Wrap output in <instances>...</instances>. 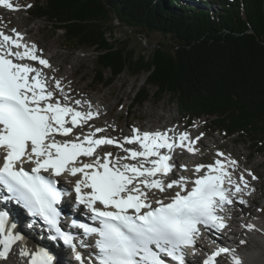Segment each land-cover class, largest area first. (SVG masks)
Wrapping results in <instances>:
<instances>
[{"label":"snow or ice","instance_id":"1","mask_svg":"<svg viewBox=\"0 0 264 264\" xmlns=\"http://www.w3.org/2000/svg\"><path fill=\"white\" fill-rule=\"evenodd\" d=\"M0 5L18 10L9 0H0ZM39 51L35 44L23 43L16 29L7 34L0 28V189L4 190L0 191V203L14 200L22 205L47 225L49 240L62 241L79 264H86L72 234L61 227V211L56 206L61 196L68 194L57 188L56 177H77L75 200L90 211L92 220L99 221V227L76 221L72 226L82 228L85 235L98 236L95 264H169L165 257L175 264H186L184 250L196 251L201 229L222 231L227 226L222 213L248 187V180L243 174L239 181L232 179L217 159L214 164L196 166L197 173L207 171L192 182L190 190L183 176L165 183L163 177L175 166L172 151L176 147L195 151V141L186 131L177 137L169 136L168 131L133 129V135L122 141L96 138L105 131L102 128L76 135L74 128L87 124L99 112L90 103L86 110H77L76 106L86 102L71 101L60 80L53 78L55 87L51 86L42 68L29 63L50 67ZM58 135L74 138L59 140ZM125 143H138L141 150L124 148ZM102 145H116L128 155L107 152L101 156L97 148ZM162 149L167 152L162 153ZM81 157L91 160L84 162ZM26 163L33 166L26 170ZM229 163L236 164L234 160ZM174 187L180 190L167 202L157 199L153 206V189L163 193ZM239 203L246 202L241 198ZM10 211L0 208V260H6L18 242L26 241L16 231L17 225L10 224ZM228 253L232 254V264H242L227 247H218L203 264H218L217 258ZM19 255L27 258L26 264H59L43 246L33 249L25 243ZM88 264H94L91 258Z\"/></svg>","mask_w":264,"mask_h":264},{"label":"trees","instance_id":"2","mask_svg":"<svg viewBox=\"0 0 264 264\" xmlns=\"http://www.w3.org/2000/svg\"><path fill=\"white\" fill-rule=\"evenodd\" d=\"M35 1L31 14L67 48L94 52V83L146 73L135 104L169 97L188 122L264 152V0H198L210 10L181 0ZM117 25L169 39L137 55L113 36Z\"/></svg>","mask_w":264,"mask_h":264},{"label":"rangeland","instance_id":"3","mask_svg":"<svg viewBox=\"0 0 264 264\" xmlns=\"http://www.w3.org/2000/svg\"><path fill=\"white\" fill-rule=\"evenodd\" d=\"M34 1L12 0L11 3L14 8L18 6V10L8 9L0 5V28L25 30L28 37L37 43L43 55H53L50 62L51 66L48 67L52 72L50 78L53 77L55 80L61 81V87L71 98V101L93 98L99 102L102 99L103 114L89 120L87 126L100 124L101 127L107 129L106 133L121 139L125 136H132L133 129L136 128L141 131L147 127L154 129L165 125L183 127L185 131L189 132L190 137H193L194 144H196V138L199 137L197 142L203 157L198 161L215 162L214 159H216L218 150L232 154L238 160L240 163L239 168L237 167L238 173L242 172L249 178V183L252 186L250 194L254 198L250 200L249 197H245L246 203L243 205H251L254 212L251 214L253 219L264 222V152L252 154L248 142H244L242 138L237 139L235 136L224 135L222 131L211 132L209 124H204L202 119H196L193 123L188 122L180 113L176 103L169 97L157 102L150 99L143 105L135 104L136 92L146 80V73L131 76L129 71H126L107 86L94 83L92 81L95 70L94 52L84 48L78 50L67 48L62 42L60 32L55 34L42 18L31 14L36 3ZM181 1L210 10V5H201L198 0ZM213 6L211 5V7ZM113 36L117 39H129V47L137 55L140 52L147 53V49L151 47L149 43H156L159 40L168 41L169 39L159 33L144 32L142 35H136L126 27L119 25L114 29ZM52 81L54 80L52 79ZM51 86L54 88L55 84ZM178 161H182V159L178 158ZM252 176L256 178L253 179ZM240 229L241 231L236 236L238 241L235 244L238 246L236 248L239 251L242 250L241 252L260 248L264 256V247L260 238L256 237L255 234L252 235L251 231L247 232L242 228ZM228 262H230L229 258L221 260L220 264H228ZM249 264L262 263L255 260Z\"/></svg>","mask_w":264,"mask_h":264},{"label":"bare ground","instance_id":"4","mask_svg":"<svg viewBox=\"0 0 264 264\" xmlns=\"http://www.w3.org/2000/svg\"><path fill=\"white\" fill-rule=\"evenodd\" d=\"M9 1H10V3L12 2V0H9ZM3 31L5 33H7V34H11L10 29H6V30L3 29ZM16 31H18V32H20L22 34V42L23 43L28 44V45L35 44L37 49L40 50L38 45H37V43L34 40H32L30 37H28L27 32L25 30L16 29ZM42 53L43 52L41 50L38 52V54L42 58L48 60L49 65H50V62L52 61V56L53 55L45 56ZM29 63H32L35 67L42 68L43 72L46 74V76H47V78L49 80V83L51 85L55 84L54 81H52L53 77L50 78V76L52 75V72L48 69V67L41 66V65H39L38 62H35V61H29ZM74 71H75V69L73 70V72ZM79 100H81V99H79ZM81 101L82 102H86V103H82L81 105L76 106L77 110H81V111L86 110L87 107H88V104L90 103L94 110H98L99 114H101V115L103 114V112H102V109H103L102 99L99 102L97 101V99H93V98H84ZM97 116H94L93 118H96ZM95 128L105 129L104 132L98 133L96 138H99L101 136L114 137V135L106 133L107 129L105 127H101L100 124L99 125H95V126H91V127L87 126V124H84L81 127L74 128L73 132L76 135H82V134L88 133L90 130L94 131ZM136 129H138V128H136ZM169 130H174V131H169ZM144 131H148V132H155V131L165 132V131H168L169 136L175 135L177 137H178V135L180 133L185 132L184 128L179 126V125L178 126H173V127H172V125H171V127H169L168 125H165V126H159L158 128H154V129L147 127L145 129H142L140 132H144ZM71 137H73V136L70 135V136H68L66 138H71ZM63 138H65V137L59 136V135L57 136V139H63ZM194 138H196V136H194ZM116 139L120 140V141L123 140V139H118V138H116ZM192 140H194V139H192ZM197 141L198 140H196V143H197ZM193 147L195 149L194 152H189L186 147H183V148L176 147L172 151V153H171V157H172L171 162L172 163L175 162V166L178 168V170L180 172L178 174H176V175L173 173L174 176L172 174V177L170 176L167 179L164 178L165 183L171 182V180L178 179V178L183 176V177L187 178V186L189 187L192 184V182L194 180V177L197 174H201L202 171L206 169V168L202 169L200 173H197L195 171L194 167L196 165H198V164L206 165V164L205 163H201L200 161H198L203 156L200 153V151L196 150L197 149L196 144H194ZM104 148H106V149H104ZM124 148L141 150L140 149V145L138 143H133V144L125 143L124 144ZM105 152H112L113 156H116V155L126 156V155H128V153H125L121 148L115 147L113 145H108V146H105V147H102V148L99 147L97 149V153L100 154L101 156H103L105 154ZM161 152L162 153L163 152H167V150L166 149H162ZM222 154L223 155L221 157L217 158V159H219L221 161H225L226 162V166L225 167L228 169V172L231 173L232 179L239 181V178H240V175L242 174V172L238 173L237 168H235V166H233L232 164L229 163V161L232 160L233 157L229 156V154H226V153L225 154L222 153ZM179 155H184L185 158H186V161L184 160L182 162H178L177 163V156H179ZM128 162H136V161H131L130 160ZM243 176L245 177V179H247L249 181V178L246 175H243ZM255 176H256V174H255ZM76 178L77 177L63 176L62 180H63V182L66 185H69V184L74 183ZM251 187L252 186L249 185V183H248V187L245 188L243 192L237 194V197H235L234 200H236L237 198H241L242 196H245L246 198L249 197L250 200L254 199L251 196V194H250ZM256 187H257V185H256ZM179 190L180 189L178 187H174L172 189H167L166 192H163V193H161V192H159L158 190H155V189H153L152 191H153V193H155L154 199H163V200L167 201L170 196H174L175 192L179 191ZM150 200H151V198H150ZM254 201H256V200H254ZM1 206H5L6 207V204L5 203H0V207ZM239 207L241 208L242 211H244V212H246L248 214V218L246 219L244 213L242 211L236 210V208H235L236 211L234 210V213H233L234 217H236L235 221L238 222L239 224H242L244 226L242 229L246 230L247 232L251 231L253 233L252 235L255 234L256 237H259L261 242H262V245L264 247V222L259 220V219H253L254 217H252L251 214L254 213V212H253V209H252L251 205H239ZM6 208L11 210L10 211V217H9L10 224L11 223H15L17 225L16 231H19L22 235H24L26 237V241L25 242H18L16 245H14L10 255L8 256V258L6 260H1L0 264H22V257L19 255V250H20L21 247L24 246L25 243L27 244V246L29 248H33V249H35L36 246H43V245L45 247H50L52 253L55 255L56 259L59 261V264H78L76 261L72 262L69 259L68 255H67V252L65 250H62L61 248L57 247V242H53V241L49 240L48 239V235L45 232L37 230L36 227L33 224H31L28 221H25L23 216H21L20 210L18 208L11 207V206H8ZM79 208L81 209V211H83V208H82L81 205H79ZM226 208H229V205L226 206ZM248 224H252L255 227L252 228V229H249L247 227ZM29 225H31V226H29ZM236 225H238V224H236ZM240 231H241L240 228H235V229L231 230V236H229V235L227 236L228 248L235 251V254L238 255L241 258L242 264H249V263H251L252 261H255V260H256V262L258 260L259 263L261 262L262 264H264V256H263L262 250L260 248H253V250L248 251V252H246V251L245 252H241L242 250L239 251L236 248L235 244H237V242H238L236 236L239 234ZM257 231H259L260 233H258ZM78 240H79V250L81 252L87 254V255L91 254L92 251H93V248H92V246L86 245V238H78ZM198 246H199V249H201L202 251H206V252L208 251V248L206 247L207 246L206 244L199 243ZM229 259H230V262H228V264H232V254L231 253H229Z\"/></svg>","mask_w":264,"mask_h":264}]
</instances>
